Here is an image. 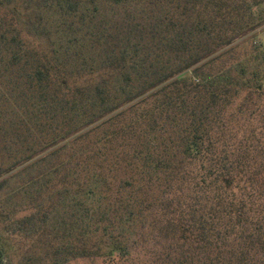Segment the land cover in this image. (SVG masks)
I'll use <instances>...</instances> for the list:
<instances>
[{
	"label": "trees",
	"instance_id": "1",
	"mask_svg": "<svg viewBox=\"0 0 264 264\" xmlns=\"http://www.w3.org/2000/svg\"><path fill=\"white\" fill-rule=\"evenodd\" d=\"M35 1L0 0L1 77L23 86L0 135L48 134L23 159L49 168L32 210L44 217L68 196L87 215L67 241L12 234L0 264H135L112 229L138 219L169 244L149 264H264V49L253 44L264 0H47L83 22L90 53L85 40L38 35ZM96 191L98 219L82 199Z\"/></svg>",
	"mask_w": 264,
	"mask_h": 264
},
{
	"label": "rangeland",
	"instance_id": "2",
	"mask_svg": "<svg viewBox=\"0 0 264 264\" xmlns=\"http://www.w3.org/2000/svg\"><path fill=\"white\" fill-rule=\"evenodd\" d=\"M29 12L37 16L36 23L33 24V27L38 30L37 34H47L48 37L50 35V40H47L49 44H57L60 42V38H63L62 40H65V43L79 38L81 43L83 40L88 42L85 47L89 44L87 50H82L84 53L87 51L90 53L91 49L95 51L94 47L99 48L96 39H91L88 36L89 34L87 35L88 32L85 30L86 27L82 24L83 22L70 17H61L47 0L32 2L29 5ZM101 21L102 17L100 20L98 19V22ZM90 26L92 27V25ZM259 32V36L253 40V44L264 49V27ZM39 40L44 44L46 43L43 38ZM2 53L0 50V60L3 57ZM1 74H4L3 69L0 70V130H3L9 129L10 125L15 122L14 107L17 103L22 106L17 97L18 91L23 89V86L21 85L19 89L15 86L16 81L13 78L15 72L11 71L6 78H2ZM24 112H26V109H24ZM47 135L45 133L31 137L27 142H18L15 139L9 141V143L5 142L0 135V167L3 166V171L0 173V249L7 246V241H15L11 238L12 234L17 232L29 233L37 227H41L44 231V241H54L52 235L56 232L59 233L61 238L55 241H67L63 236L66 233V238L69 239L72 223H81V221L76 220H85L86 218V208L75 206L72 198L68 196L52 197L49 200L50 203L47 202L44 217H41L39 213L30 208V205L35 204V199L38 197L42 185L39 176L49 171V168L46 166L47 163L38 162L41 156L34 157L26 162H23V159L26 155H30V152H28L30 149H36L41 142H44V139H48ZM11 137L14 138V134ZM18 161L20 163L15 170L9 173L4 171V169ZM46 179H50L52 185L56 177L52 174L46 176ZM47 181L45 182L47 183ZM24 186H26V189L21 190ZM47 197L48 195L44 194V198L48 201ZM82 199L88 208L94 209L95 219H98L103 212V208L99 206L101 194L96 191L94 197L83 196ZM142 220L116 222L112 229L115 235L123 237L130 245L131 259L135 261V264H149L150 257L152 258L156 252H166L169 249V244L161 239L157 233L150 230L147 224L142 227ZM82 226L75 225L76 231H81ZM192 241H194V238H188L187 234L184 237L180 234L177 240L180 245L191 244ZM229 244L235 246L236 249L241 247L240 244H235L234 241ZM251 253V256H254L255 253ZM63 257V261H66V257ZM1 264H9L5 256L2 257ZM66 264L102 263L100 261L75 259Z\"/></svg>",
	"mask_w": 264,
	"mask_h": 264
}]
</instances>
